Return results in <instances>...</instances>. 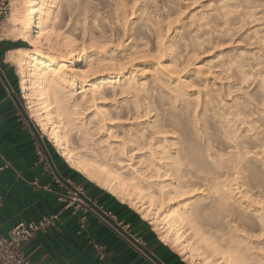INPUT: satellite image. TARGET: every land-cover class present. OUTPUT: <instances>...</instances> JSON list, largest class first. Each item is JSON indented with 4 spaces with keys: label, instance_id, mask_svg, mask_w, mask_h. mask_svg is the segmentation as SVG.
<instances>
[{
    "label": "rangeland",
    "instance_id": "obj_1",
    "mask_svg": "<svg viewBox=\"0 0 264 264\" xmlns=\"http://www.w3.org/2000/svg\"><path fill=\"white\" fill-rule=\"evenodd\" d=\"M7 1L10 14L0 28V36L17 42L13 36L17 32L13 18L16 5L14 0ZM65 3L59 0L55 7L56 12H64L55 21L58 33L89 48L90 59L125 67V78L135 85L134 90L113 96L114 86L107 84L110 94L98 105L122 120L129 113L142 114L134 126L147 134L160 125L169 132L164 136L169 135L171 143L182 138L191 159L186 179L190 189L199 193L193 200L208 201L213 216L223 213L225 208L212 204L210 183L214 174H221L223 186L234 192V207H248L241 219L236 217L237 224L250 236L259 237L262 229L255 207L242 196H251V201L264 200V0H70L66 7ZM13 67L22 112L72 168L30 117L21 90L20 69L15 64ZM116 75L111 74L110 79L117 80ZM121 79L114 85L126 83L124 77ZM94 109L88 110V117L93 116ZM121 130L117 133L123 136ZM73 141L123 177H143L141 172L122 168L111 160L108 143L95 144L76 135ZM172 148L170 154L175 158L178 146L173 144ZM139 160H125L124 165ZM141 183L148 184L145 180ZM143 219L158 235L154 224ZM195 221L200 227L206 225L204 218ZM166 244L186 264H193L173 244Z\"/></svg>",
    "mask_w": 264,
    "mask_h": 264
},
{
    "label": "bare ground",
    "instance_id": "obj_2",
    "mask_svg": "<svg viewBox=\"0 0 264 264\" xmlns=\"http://www.w3.org/2000/svg\"><path fill=\"white\" fill-rule=\"evenodd\" d=\"M58 1L14 0L13 18L17 27L14 39L28 41L34 48L9 50L6 58L20 69L21 90L30 117L49 136L61 157L87 179L138 210L159 230V238L173 244L191 263L264 264V200L251 201V196H242L255 207L262 229L257 238L237 224L236 217L239 215L241 219L248 207L242 204L238 209L234 207V192L223 186L221 174H214L210 183L214 192L212 204L225 208L223 213L213 216L208 211V201L193 200L199 193L190 189L186 179L191 159L183 139L171 143L170 136H164L169 132L160 125L154 133L147 134L134 126L142 114L129 113L122 120L114 117L109 108L98 105L110 94L107 84L114 86L112 95L117 96L134 90V82L125 78V67L90 59L89 48L69 35L58 33L56 18L64 16V12L55 11ZM69 3L66 0L65 7ZM113 73L117 74V80L110 79ZM122 77L126 83L115 86ZM92 107L96 111L88 117ZM120 128L123 136L117 133ZM74 135L95 144L108 143L111 160L122 168L141 172L143 177H123L86 147L76 146ZM173 144L178 146L175 158L170 154ZM138 157V162L124 165L125 160L130 162ZM143 180L147 186L141 183ZM198 217L206 220L205 227L196 223Z\"/></svg>",
    "mask_w": 264,
    "mask_h": 264
},
{
    "label": "crops",
    "instance_id": "obj_3",
    "mask_svg": "<svg viewBox=\"0 0 264 264\" xmlns=\"http://www.w3.org/2000/svg\"><path fill=\"white\" fill-rule=\"evenodd\" d=\"M8 41L15 43L0 40V165L1 156H5L14 169L0 172L1 231L8 234L19 221L40 219L59 211L62 203L57 192H63L60 181H68L83 187L90 197L112 211L117 221L128 223L132 233L145 238L147 247L140 250L133 238L109 216L89 215L82 226L77 216L66 211L55 227L24 244L32 263L186 264L132 208L105 189L92 186L89 183L92 181L84 180L67 166L37 133L34 124L22 115L15 92L16 72L6 58L7 52L15 48L9 49ZM39 145L42 157L38 155Z\"/></svg>",
    "mask_w": 264,
    "mask_h": 264
},
{
    "label": "built area",
    "instance_id": "obj_4",
    "mask_svg": "<svg viewBox=\"0 0 264 264\" xmlns=\"http://www.w3.org/2000/svg\"><path fill=\"white\" fill-rule=\"evenodd\" d=\"M10 14V6L7 0H0V28ZM24 116V113L22 112ZM36 129V128H35ZM39 134L38 130L36 129ZM40 135V134H39ZM38 155L43 156V151L39 145ZM2 163L0 172L6 169H14L12 162L5 156H1ZM38 163V162H37ZM63 192H57L58 200L62 203V208L50 215H45L40 219L19 221L8 232L4 234L0 228V264H34L29 256L25 253L23 246L32 238L40 233H45L52 227L56 226L63 212L69 211L72 215L77 216L83 224L87 221L89 215H106L116 220L117 225L125 230L130 238H133L140 250L147 247L145 238L137 233L131 232V226L122 220L116 219L115 214L99 204L95 199L90 197L85 189L71 182L60 181ZM49 191L55 192L53 188L48 187ZM3 197L0 195V205Z\"/></svg>",
    "mask_w": 264,
    "mask_h": 264
},
{
    "label": "trees",
    "instance_id": "obj_5",
    "mask_svg": "<svg viewBox=\"0 0 264 264\" xmlns=\"http://www.w3.org/2000/svg\"><path fill=\"white\" fill-rule=\"evenodd\" d=\"M8 46H9V49H12V48H19V47H26V44H25V42H23V41H21V40H19V41H17V42H11V41H8ZM75 171V170H74ZM77 172V171H76ZM84 180H86V181H88L87 179H86V177H84V176H82V174H80L79 172H77ZM89 182V181H88ZM92 186H94V187H96V188H98V189H100L101 190V188H99V187H97L94 183H92V182H89ZM102 191H104V190H102ZM105 192V191H104ZM105 193H107V192H105ZM108 195H110L109 193H107Z\"/></svg>",
    "mask_w": 264,
    "mask_h": 264
}]
</instances>
